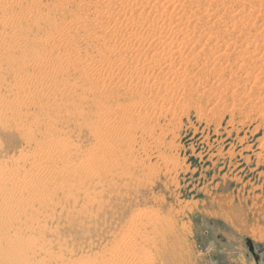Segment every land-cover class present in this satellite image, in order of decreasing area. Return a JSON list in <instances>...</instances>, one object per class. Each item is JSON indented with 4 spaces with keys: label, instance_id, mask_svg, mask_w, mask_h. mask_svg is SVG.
<instances>
[{
    "label": "rangeland",
    "instance_id": "obj_1",
    "mask_svg": "<svg viewBox=\"0 0 264 264\" xmlns=\"http://www.w3.org/2000/svg\"><path fill=\"white\" fill-rule=\"evenodd\" d=\"M1 1L0 37H5L6 42L15 39L21 48L24 45L22 49L30 52L45 49L48 52L50 46L41 42L53 33L58 36L69 31L60 43L71 50L78 67L63 73L54 66L45 67L49 76L57 73L59 81L66 82L63 93L62 85H55L51 79L43 81L48 88L44 102L40 107L31 106L19 119L14 105L0 107V167L14 169L16 159L32 155L34 143L44 139L43 121L35 122L34 131L26 136L18 128L33 122L41 112L49 115L52 105L59 100L63 101L61 107L49 121L78 153L75 159L93 144L89 124L97 120V114L112 120L104 123L101 131L107 141L112 140V152L106 158L110 163L107 169L98 160L96 176L91 173L80 183L77 180L75 188L69 186L64 192L54 190V200L50 198L49 204L41 203L40 197L35 199L23 217L26 220L9 222L6 226L13 227L5 239L0 238V264L9 263L1 254L2 246L27 241L35 244L32 251L28 247L32 263L43 260L44 256L45 262L51 257L63 260L60 263L51 260V264H70L72 260L73 264L79 259L91 262L137 215H151L153 219L159 216L157 220L164 225L163 230H168V258L160 256L155 264H264V0H201L200 4L191 0H171L172 3L152 0L159 7L155 9L157 16L151 15L153 21L158 20L153 22L157 23L153 30L141 25L137 13H133L134 21L128 26L121 23V13L126 8L118 0H20L22 5ZM193 2L195 5L190 4ZM107 4L111 5L108 11L104 10ZM176 6L180 11L175 10ZM146 13L144 9L143 14ZM160 25L165 28L161 29ZM122 33H134L127 36V42H135L152 59L166 55L161 47L181 52L184 59L171 70L164 63H151L146 68L141 60L136 65V59L145 56L123 52L126 40L122 41ZM15 36H19L17 40ZM158 42L164 43L158 47L155 45ZM60 45L50 52L60 57L64 48ZM112 47L116 52L106 59ZM121 58L129 63L123 65ZM0 59V97L11 102V88L20 70ZM112 59L113 66H119L113 67V74L104 66ZM134 65L141 68L136 80L142 79L146 86H132L135 81L117 77L130 74ZM92 66L101 68L99 78H116L101 84L95 80ZM29 72H35L31 64L23 73ZM157 77L170 81L172 88L159 85ZM90 81L100 84L95 92L104 95V102L94 100L97 94L88 91ZM68 88L76 92L70 89L71 93ZM113 92L115 95H111ZM141 96L146 103L137 108L142 109L145 117L134 126L131 113H122L125 121L122 123L114 105L125 106L139 101ZM68 103L80 109L79 116L71 113L73 109H69ZM161 220L171 223L172 228ZM247 239L255 244L253 250Z\"/></svg>",
    "mask_w": 264,
    "mask_h": 264
},
{
    "label": "bare ground",
    "instance_id": "obj_2",
    "mask_svg": "<svg viewBox=\"0 0 264 264\" xmlns=\"http://www.w3.org/2000/svg\"><path fill=\"white\" fill-rule=\"evenodd\" d=\"M191 1H194V2L199 3V4L201 2V0H191ZM4 2L7 3L9 1L5 0ZM11 2L16 3V5L17 4L18 5H22L20 0H11ZM118 2L120 3V5H124L125 8H126L121 13V15L123 17L122 20H121V23H123L126 26H128L129 22L132 23L134 21V19L132 17L133 13H137L139 18L141 17V19L139 21H140L142 26L146 27V29L148 28L149 30H153L154 29V27L156 26L157 23H153V22H155L157 19H155V21H153V18L151 19V15L155 13V9H159V7H158L156 2H152V0H135V1H133V0H131V1L118 0ZM168 2L169 1L167 0V3ZM170 2H171V0H170ZM194 2L190 3V4H192V5L194 4L195 5ZM30 4H31V2L28 5H30ZM165 4H166V2H165ZM173 4H174V1H173ZM173 4H171V5H173ZM182 4H183V2H182ZM174 5H173V7H174ZM192 5H190V6H192ZM32 6H34V5H32ZM91 6H95V3L94 4L91 3ZM110 6H111L110 4H107L106 7H104V10L108 11V8H110ZM181 6L182 5H180V7ZM188 6H189V4H188ZM139 7L142 8V10H139ZM173 7H172V10H173L172 13L174 14V8ZM184 7H186V6H184ZM32 8H34V7H32ZM144 9H147L146 15L143 14ZM148 9H149V11H148ZM176 9H177V6H176L175 10ZM176 11H180V8L178 10H176ZM162 12L164 13V11H162ZM156 13H158V11H156ZM156 13L154 14L155 17L157 16ZM177 13L175 15H178ZM182 13H183V11H182ZM166 14H167V12H166ZM3 15H4V13H3ZM39 15H40V13H39ZM162 17H163V15H162ZM162 17H160V18L162 19ZM169 17H170V20L172 22L171 16H169ZM169 17H168V19H169ZM172 17H174V16H172ZM194 17H196V16H194ZM37 18H38V16H37ZM199 18H201V16ZM1 19H3V17ZM5 19H6V17H5ZM7 19H8V17H7ZM161 19H160V22H161ZM164 19L162 21H164ZM180 19H181V17H180ZM180 19L177 22L180 23L181 22ZM39 20H42V18L39 19ZM170 20H168V21H170ZM37 21H38V19H37ZM175 21L176 20H174V23H175ZM5 22H7V21L5 20ZM10 22H11V19H10ZM150 22H151V24H150ZM157 22H158V20H157ZM160 22H159V24H160ZM3 23H4V21H3ZM164 24H166V23H164ZM171 24H173V23H171ZM182 24H184V23H182ZM169 26H171V25H169ZM161 27H160L161 29L165 28L164 25H162ZM174 27L178 31L182 30V27L181 28L177 27V26H174ZM5 28H7V27H5ZM171 29L174 30L173 27ZM18 30H20V29H17V31ZM9 31H11V30H9ZM9 31H7V32H9ZM71 31L72 30H70V33H71ZM145 31H147V30H145ZM68 32L67 31H63L58 36H56V33H53L51 38H49V39L46 38L43 42H41L42 45H44L46 47L50 46L49 47L50 50H53L55 47L58 46V44L63 45L62 48L63 47L64 48L61 51L62 53H61L60 57L58 55H53L50 52V50L47 52V49H45L46 52H44L45 50L43 52L42 51L41 52H30L28 50H24V49H22L23 46H24L23 44H21V45H23L22 48H21L19 43L14 41L15 39H12V40L6 42L7 40H4L5 37H2V35H1V37H0V58H2L3 61L9 67L13 66V67L17 68L18 70H20V74H19V76L16 74V82L11 88V93H12L11 95H12L13 98L7 94L9 97L12 98L11 102H9V101L6 102L3 99H1L2 97H0V107H2V105H7L8 107L10 105H14L16 107V109H17L16 112H15L16 115H17L16 119H19V117H22L24 115V113H26L27 110L31 106L37 105L36 107H40L38 105H41L44 102V99L46 97L45 92H47L46 90L48 88L45 87V83L43 84V81L45 82L46 80L51 79L54 82L55 85L56 84L58 86L62 85L63 89H62L61 93H63L64 87H65V86L63 87V84L66 83V82L59 81L57 73H52L49 76V74L46 73V71L44 69L48 65L49 66H54V68H55V70L57 72L63 73L65 70H68L71 67L74 70H75V67L76 68L78 67V66H76V64L72 60V52H71V50L68 51L66 46L63 43H60L61 41L65 40V35H66L65 33H68ZM161 32L162 31H160V33ZM152 34H150V35L152 36ZM155 34H156V32H155ZM7 35H3V36H7ZM9 35H11V34H9ZM14 35H16V34L14 33ZM133 35H134V33H122V41H125V40L126 41H125V43L123 42L124 45H125V48H123V49L120 48V49H122L123 52H133V53L139 52L141 54H144V56H145L144 58H141L142 56L140 54L141 57L136 59V65L141 60H143V63H142L143 67L148 68V66L151 63H153V64L154 63H157V64L164 63L168 67V69L171 70L173 65L176 62H180V61H182L184 59V57L181 56L182 55L181 52H177L176 51L178 53V54H176V52H174V51L165 50V48L161 47L162 46L161 43L163 44L164 42H158L156 44L155 43H153V44L158 45V47H161V50L164 51L166 55L162 56L161 58L152 59V56L150 57L148 55V52L142 51L139 48V45H136L135 42L134 43L127 42V38H128L127 36L131 37ZM67 36H68V34H67ZM15 37H16V40H17V37H19V36H15ZM112 37L115 38V36H113V35H112ZM155 37H156V35H155ZM157 37L159 38V36H157ZM25 38H24V40H25ZM33 39L34 40L32 42L34 43L35 38H33ZM24 40H23V42H24ZM50 40H53V41H51L53 44L50 42ZM135 40H136V38H135ZM137 40L139 42V39H137ZM25 41H27V40H25ZM130 41H133V40H130ZM20 43H22V42H20ZM70 44H71V42H70ZM116 45H118V44H116ZM167 45H169V44L167 43ZM33 48H35V47H33ZM167 48H168V46H167ZM58 49H60V48L58 47ZM107 50L109 51V48H107ZM110 51H109L110 52L109 55L107 56L108 58H106V59L110 58V55L114 51V48L112 47V50H110ZM114 52H116V51H114ZM117 53H119V52H117ZM190 53H192V52H190ZM119 55H120V53H119ZM135 56L136 55H134V57ZM120 57H121V55H120ZM64 58H65V61H64ZM132 58H131V60H132ZM104 59H105V57H104ZM114 59H115V57H114ZM122 59L123 58H121V63L123 65L124 64L127 65L129 63L128 60H125V59L122 60ZM118 60H120V59H118ZM156 60H158V61H156ZM27 61L30 62V63H26ZM64 62H65V64H64ZM28 64L29 65L31 64L32 67H34L35 72L34 73L33 72H29V73H26L27 75H24L23 72H24L25 68H27ZM99 64L101 65V68H103L102 67L103 63L99 62ZM105 64H106V69L105 70L107 72L111 71V73H112V71L115 70L114 68L116 67V65H115V67L113 66L114 65L113 59L112 60H107L104 63V66H105ZM136 65H134L131 68L132 72L130 74L124 75V76L123 75H118L117 77L119 78V80L122 79L123 77H126L128 79V81H131V82L135 81V83H133L132 86H141V87L142 86H146L142 79L136 80L137 72L141 71V68L137 67ZM98 66H96V67L92 66L91 67L92 72H93V74L96 77L95 80L96 81H100L99 83H101V81H102L105 84V83H107L108 79L104 80L102 77L99 78V72L100 73H102V72L100 71L101 68L98 67ZM117 67L119 68L118 65H117ZM112 69H114V70H112ZM184 69H185L186 72H189V70L187 68H185V66H184ZM79 70H82V69L80 68ZM175 70H177V69H175ZM29 71H32V70H29ZM89 73L90 72H88V74ZM105 73H103V74H105ZM115 73L117 74L118 71L116 70ZM84 74H85V72H84ZM90 76L91 75H89V77ZM92 77H93V75H92ZM110 77H113V76L111 75ZM115 78L116 77L110 78L108 81H111V80L113 81ZM85 80H86V78L83 80L84 83L86 82ZM89 80H91V79H89ZM93 80H94V77H93ZM90 82L88 83L89 84L88 85L89 86L88 91L90 90V92L93 91V93L97 94V96L95 94H93V96H92L93 98H94V96L97 97V98L95 97L94 100H96L97 103L104 102V95L102 93L95 92V90L98 89V86L100 84L98 83L99 84L98 85L95 82H91V83ZM157 82L159 83V85H164L165 88H169V89L172 88V85H171L170 81H168L167 79H165L163 77H157ZM71 83H72V81H71ZM84 83H82V84H84ZM103 83H101V84H103ZM47 84H50V83L48 82ZM70 84H69V86H70ZM74 84H75V81H74ZM80 84L81 83H79V86L81 88L82 85H80ZM55 85L53 87H55ZM71 90H73V89H71ZM71 90H70V92H71ZM49 91L50 90H48V92ZM59 91H60V89H59ZM73 91H75V90H73ZM83 91H84V89H83ZM70 92L68 94H70ZM81 92H82V90H81ZM51 93L54 94V92H51ZM79 94H81V93H79ZM55 95H54V97H56ZM90 95H92V94H90ZM111 95H115V92L111 93ZM109 97H111V96H109ZM48 98H49V96H48ZM76 98H78V97H76ZM78 100H80V98H78ZM58 102H60V100ZM58 102L54 103L52 105V109L50 110L49 115H43V113L39 110L41 113L38 116L35 115L36 118H35V120L33 122H31L30 124H27V123L26 124H22L18 128V129H20L22 134L24 136H26V134H28L29 132H33L34 131V125H35L34 123L35 122H40L41 120L43 121V125L44 126L42 128V131H43L42 133H43L44 139L41 140V141L39 140L40 142H38L37 144L34 143L35 151L32 153V155H23L21 157L19 156L20 158L16 159L17 162L14 163L15 164L14 169L13 168L12 169L11 168H7V166H1L0 167V225L2 224L3 227H4V228H1V226H0V238H2V239H5L7 237L8 233H9V229L11 227H13V226H6V225L9 222H11V224H13L14 222L18 223L19 221L24 219L23 217L27 214L28 211H30L31 206H32V202L35 199L40 200L39 199V197H40L41 198L40 201H42L41 203H43V204H47L48 202L50 203L49 200H50V198L53 199L52 196L54 195L53 194L55 192L54 190L61 189L64 192L66 190L65 188H68V189L70 188L69 186H71L72 189L75 188V184H77V180L80 183V181L82 179H84V177H88V175L89 174L91 175V173H92V175L96 176V174H98V167H97V161L98 160L102 161L103 166H104L105 169H107L109 164H110L107 161L108 159L106 160V158H107V156L111 155V152H112V140L107 141V136L103 132H101L103 130L104 123H106V122L109 123L110 121H112L110 119V117L108 119H106L101 114H97V118L96 119L98 121L96 120L94 123H90L89 124V130L91 131V135H92V138H93V144H92L91 147H89V149L84 151V153L80 152L79 159H75V156H76V154L78 155V153H76L75 150H72L70 148V145L68 144L69 142L68 143L66 142L65 136H62L61 134H58L57 133V128L55 127V125L52 122L49 121V119L51 117L55 116L56 112L61 107L60 104L63 101L60 102V103H58ZM143 103H146V101L144 102V98L141 96L139 101L129 102L125 106L114 105V109L120 115L119 117H120V120H121L122 123L125 122L124 119L121 117L122 113H127V112L131 113L130 116L133 119V125L137 126L141 122V118L144 116V114L142 113V109H138L137 107H141V104H143ZM148 103L151 104V105L153 104L152 100H148ZM68 104L70 105L71 103H68ZM65 105H66V103H65ZM73 106H74L73 104H71L69 106V109L70 108L73 109V112H71V113H74V114L76 113L79 116V114L81 113L79 111L80 109H78L77 107H73ZM136 108L139 111L135 112L134 110H137ZM4 109H5V107H4ZM55 110H57V111H55ZM112 113L113 112H110L109 115H112ZM2 117H4V115ZM7 117L9 118L10 116H7ZM29 117H30V115H29ZM33 118H34V116H33ZM26 119H28V118H26ZM5 120H7V119H5ZM13 121H15V120H13ZM18 122H19V120H18ZM27 141L29 143H31L29 141V139ZM73 147H75V146H73ZM52 184H55L56 188L55 187L52 188L54 186V185L52 186ZM74 190H76V189H74ZM81 190L85 191L86 189L85 190L81 189ZM66 192L69 193L68 191H66ZM75 192H77V191H75ZM56 193H58V191H56ZM87 193H85V194L87 195ZM66 194H64V195L66 196ZM71 194L72 193L70 192V195ZM73 194H76V193H73ZM77 196H79V195H77ZM77 196H76V198H77ZM94 196L93 197L90 196V197H92L93 200H96L94 198ZM54 197H56V196H54ZM64 200H66V199H64ZM37 201H35V203H37ZM46 212H47V210H46ZM140 215H141V213H140ZM29 216H30V214H29ZM134 216L136 217V215H134ZM43 217H44V215H43ZM158 217H157V219H158ZM153 218H151V215L148 216V217L143 216V215H141V216L137 215L135 220L130 222V224L126 225V228H124L122 230L121 234L116 239L113 238L114 240L111 241V243L108 245L109 247L106 250H104L102 252L100 251L99 255H97L96 257H93V259L95 258L94 260H92L91 262L90 261L87 262V260H85V259H84V261L82 259H79L80 261L76 262L77 261L76 260L75 263H73V264H155L156 259L160 258V256L168 258V254L167 253H168L169 249H168L167 244H166V243H169L168 241L166 242V239H167L166 235H168L167 234L168 233L167 232L168 228L166 229L167 231H164L163 230V226L164 225L161 222H159L157 219H153ZM159 218H161V217H159ZM24 220H26V219H24ZM164 221H167V220H164ZM163 223L167 224L166 222H163ZM169 224L171 225V223H169ZM169 224H167L168 227H169ZM14 227H16V226H14ZM169 228H172V225ZM170 231H172V230H170ZM173 231H174V229H173ZM6 244H5V246H2L1 254H3V257H5V256L7 257V259H8L10 264H48V263L52 262L51 260H54L55 263H57V262L60 263V261L62 260L61 259L59 261L57 259L58 257L56 259H54L51 256H49V258L51 257L50 258L51 260L49 259L50 261L45 262V256H44V258L41 257L43 260H40V261L32 263V256H31V253H29L28 251H30V250L32 251L33 250L32 248L35 247L34 246L35 245L34 241L33 242L32 241H27L26 243L19 244V245H12L11 242L9 243L10 245L8 244V246H6ZM28 247L30 248V250L28 249ZM253 247H255V244H253ZM35 255H37V254H35ZM45 255H46V252H45ZM60 255H61V253H60ZM60 258H62V256H60ZM72 261H71V263H72ZM62 262H63V260H62ZM67 262H68V260H67Z\"/></svg>",
    "mask_w": 264,
    "mask_h": 264
},
{
    "label": "water",
    "instance_id": "obj_3",
    "mask_svg": "<svg viewBox=\"0 0 264 264\" xmlns=\"http://www.w3.org/2000/svg\"><path fill=\"white\" fill-rule=\"evenodd\" d=\"M247 244H248L250 250H253V243L248 239H247Z\"/></svg>",
    "mask_w": 264,
    "mask_h": 264
}]
</instances>
